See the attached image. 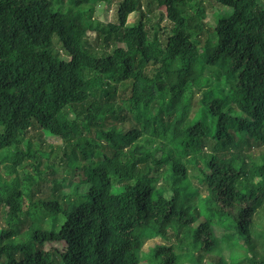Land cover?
I'll use <instances>...</instances> for the list:
<instances>
[{
	"label": "trees",
	"instance_id": "16d2710c",
	"mask_svg": "<svg viewBox=\"0 0 264 264\" xmlns=\"http://www.w3.org/2000/svg\"><path fill=\"white\" fill-rule=\"evenodd\" d=\"M187 1L148 0L146 11L142 0H123L118 22L104 23L95 4L112 0L71 8L0 0V264H144L145 240L171 234L192 264L200 249L218 253L208 264H264L255 249L264 231L253 232L264 209V148L261 162L251 153L264 147V0H213L223 11L200 46L203 12L184 13ZM154 5L173 24L165 43L148 28ZM91 31L107 48L90 47ZM54 36L70 59L51 51ZM203 83L190 114L191 91ZM117 84L131 94L118 97ZM45 137L89 160L69 192L54 173L79 169L78 155L54 163ZM96 150L104 157L93 159ZM27 164L33 171L20 174ZM49 174L52 191L38 197ZM23 215L32 223L20 233ZM151 254L157 264H185L170 241Z\"/></svg>",
	"mask_w": 264,
	"mask_h": 264
},
{
	"label": "rangeland",
	"instance_id": "374dc122",
	"mask_svg": "<svg viewBox=\"0 0 264 264\" xmlns=\"http://www.w3.org/2000/svg\"><path fill=\"white\" fill-rule=\"evenodd\" d=\"M64 1H65L64 2L65 8H71L74 6L71 0H64ZM121 1L123 0H112L111 3L97 2L95 4L96 8H95L94 17L104 23H111V22L117 23L118 22V9H119L118 5ZM142 2H143L145 10L147 11L148 10L147 8L149 7L148 0H142ZM197 8H199L203 12L202 20L205 23V30L199 33L198 38H197L198 39L197 44L198 46H200V44H202L209 36L213 37V32L210 28L213 27L217 14H221L223 9L219 11L213 0H188L187 3L183 6L184 13L190 14V15H192ZM162 12H163V9H159L156 5H154L152 11L149 13L151 22L148 28L151 32V38L154 35V32L157 31L158 36L160 37L162 42L165 43L169 35L172 34L171 30L173 28V24L171 21H169L165 17V15ZM139 19H140V15L138 13H135L131 15L129 24L134 25L139 22ZM86 37L89 40L90 47L92 49L97 50L101 48H107V44L104 43L103 39L99 38V34L96 31H91L89 34H87ZM53 40H54L53 41L54 50L50 47L51 51L54 54L58 52L63 58L70 59V56L66 53V51H64L65 49L62 48L61 43L57 41L56 36H54ZM115 45L123 46L125 45V43L116 42L114 44L112 42L110 49H113ZM150 68L153 69L152 64ZM204 75L210 78V82H215L218 79V76L215 77L214 75H212V71L209 68L205 70ZM117 85H118L117 86L118 88L116 89V94L118 95V97H122L126 93H128V95L131 94L132 86L127 87V86H124L123 84H117ZM208 86L209 85H206L203 83L202 87L197 86L193 88V90L191 91L190 114H192L200 106V99L202 97V91L208 88ZM124 123L125 122H120L121 128H123ZM125 124L129 125L128 123H125ZM32 132L33 131H31L30 135L33 137V139H35V136L33 135ZM145 135L147 136V134ZM48 143H51L55 146V153H54V157L52 160L54 161V163L58 165L60 163H66V161L68 162L69 159H67V157L69 158L73 157L74 150L76 151L78 155V164L80 166L79 169L74 170L71 168H67L65 171L59 170V171H56V173H54V176L59 181L62 182V179L63 180L66 179L64 180L65 186L64 187L61 186V187L63 190L65 189L66 191H68L67 187L72 186L73 182H77L83 177V171L81 168L85 164H88L89 160L84 157L82 151L79 148L77 147L74 148L69 144H65V142L59 138L45 137V144H48ZM208 145L209 146L211 145V141H208ZM263 148H264L263 145H257L253 147L251 150L252 155L258 162H261L263 160L262 158ZM102 157H104V153L101 150H96L95 156L93 159L102 158ZM31 168H32V165L30 164H27L26 166L24 165V169L22 168L20 169V174H24L25 171L32 172L33 170ZM160 170L161 172L158 175H161L162 170H164V167H161ZM51 175L52 174H49L46 177L45 181L42 183L41 192L38 194V197L40 196L48 197L50 195L52 191L51 190L52 183H51V178H50ZM190 180L194 184L200 186L201 189L203 188L199 184V181L195 177H193V175H190ZM160 183H164L162 179L160 180ZM71 198L78 202L83 201V197L81 196V194L73 195ZM63 200L65 203H67L69 199L68 197L66 198L64 197ZM31 223H32V219L30 218V215L29 216L23 215L21 222L18 223L20 233H24L28 229ZM0 226L2 227L6 226L1 218H0ZM213 227H214V232H215L216 237L220 240L224 239L223 235L228 231L226 226L221 224V222L218 221V223H215ZM262 230L264 231V209L260 208L259 212L255 215V218H254L253 232L255 234L256 232L262 231ZM171 232L172 230L170 229V233ZM167 241L174 243L175 249L179 253H183L182 261L185 264H192L191 261L189 262V260L187 259L188 257L186 256L187 251H189L188 248L181 246L179 241L177 243V239L176 237H174L173 234L169 235L168 239H166L165 237L161 235L153 236L151 238L146 239L142 247V252L140 253L141 261L144 264H157L155 257L151 254V248L156 243H159V242L166 243ZM221 241H222L221 246H223L222 248L223 254L227 258L230 252V248H228L226 243L223 242L224 240H221ZM255 244H256L255 249L258 251L259 257H261L262 252L264 251V239L257 237ZM194 255L196 257L197 263L199 264H208L212 262L213 260L214 262L217 263L219 259L218 253L209 252L206 249L195 250ZM241 264H252V263H250L248 260H243Z\"/></svg>",
	"mask_w": 264,
	"mask_h": 264
}]
</instances>
